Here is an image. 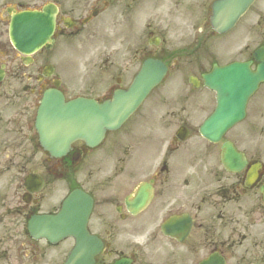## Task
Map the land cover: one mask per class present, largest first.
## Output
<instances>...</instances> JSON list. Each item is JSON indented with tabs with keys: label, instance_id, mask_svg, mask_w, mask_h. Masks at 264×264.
Instances as JSON below:
<instances>
[{
	"label": "flooded vegetation",
	"instance_id": "flooded-vegetation-1",
	"mask_svg": "<svg viewBox=\"0 0 264 264\" xmlns=\"http://www.w3.org/2000/svg\"><path fill=\"white\" fill-rule=\"evenodd\" d=\"M214 1L180 2V5L188 3L185 9L188 18L193 20L202 14L200 36L203 39L212 34L206 14ZM163 4L157 0H87V4L80 5L78 0H73L74 10L68 15L75 24L92 13L111 20L112 35L122 55L158 56L165 60L176 56L174 65L180 68L185 64L193 71L204 70L205 59L210 62L222 59L217 48H211L209 55L193 52L198 58L182 59L180 55H190L189 49L197 48L194 42L197 37L190 33L195 22L186 18L181 21L186 28L180 34L189 33L191 37L184 46L176 47L178 43L165 37L168 28L161 23L163 16L157 14L158 19L154 21L152 11ZM141 7L147 13L144 30L131 22ZM254 17L256 21L251 18L243 23L242 37L249 41L241 54L247 60L253 59L254 39L264 45V8H258ZM158 38L167 44L166 49L153 45ZM200 46L205 49V41ZM229 54L232 58L239 56L237 41ZM32 61L26 65L15 53L8 39L6 19L0 13V70L4 72L0 81V264H63L65 257L60 244L53 246L46 240H35L28 231V218L32 214L55 211L61 166L73 164L70 158L45 159L37 138L33 134L30 137L31 119L41 90L37 75L44 71L47 60L40 54ZM61 89L71 97L69 86ZM213 98L163 100L161 103L166 109L153 116L149 128V155L144 153V158L137 159L134 169L127 165L131 159L119 158L108 173L99 175L86 186L94 198V212L99 215L98 224L90 227L100 231L106 244L96 257V264H110L122 257L125 233L142 228L150 230L145 236L148 244H152L150 249L158 255H144L142 259L141 254L134 255V264L137 261L139 264H199L213 253L222 255L225 264H264V85L248 103L245 125L231 129L216 145L200 135L203 120L200 114L216 103ZM189 104L199 110H188ZM181 128L185 131L183 140L178 135ZM111 140L118 145L125 144L121 136ZM225 141L245 153L247 165L242 171L229 172L221 165L220 152ZM180 148L187 156L182 161L172 158L173 152ZM81 150V144L75 145L74 151L80 152L78 163L87 157ZM249 169L258 173L252 186L246 183ZM31 172L42 179L41 190L32 196L24 187V180ZM141 184L150 190V200L145 209L134 215L127 198ZM24 196H30L28 202L22 200ZM181 213H189L193 219L190 234L182 242L166 239L159 232L161 223ZM128 235L142 238L139 234ZM168 245L175 249L171 254L165 249ZM138 247L140 251L148 250L143 244Z\"/></svg>",
	"mask_w": 264,
	"mask_h": 264
},
{
	"label": "water",
	"instance_id": "water-1",
	"mask_svg": "<svg viewBox=\"0 0 264 264\" xmlns=\"http://www.w3.org/2000/svg\"><path fill=\"white\" fill-rule=\"evenodd\" d=\"M38 17L39 20H35L36 24L34 28L32 29V32L30 33V36L28 37L29 41H26L24 44L29 43L30 45H39L41 42H43L45 39L48 38V34L51 32L53 20L51 18H48L47 20H44L41 16H35ZM147 88H144V91H146ZM121 111V109H120ZM105 124H100L98 128V133L94 134L96 137H100L103 133ZM95 126V125H94ZM84 137H86V134H83ZM64 232V231H63ZM68 233H71V230H68ZM77 233L79 234V237L81 240L85 237V230H83L81 227L77 228Z\"/></svg>",
	"mask_w": 264,
	"mask_h": 264
},
{
	"label": "rangeland",
	"instance_id": "rangeland-1",
	"mask_svg": "<svg viewBox=\"0 0 264 264\" xmlns=\"http://www.w3.org/2000/svg\"><path fill=\"white\" fill-rule=\"evenodd\" d=\"M179 79L176 78L174 80V77H171L166 82H164L162 85H160L154 92H152V97L150 99V102L148 103V107L152 102L157 100L160 96H173V95H181V85L178 84Z\"/></svg>",
	"mask_w": 264,
	"mask_h": 264
}]
</instances>
